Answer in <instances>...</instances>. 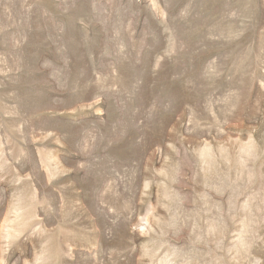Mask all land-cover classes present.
I'll return each instance as SVG.
<instances>
[{
    "label": "rangeland",
    "instance_id": "obj_1",
    "mask_svg": "<svg viewBox=\"0 0 264 264\" xmlns=\"http://www.w3.org/2000/svg\"><path fill=\"white\" fill-rule=\"evenodd\" d=\"M0 264H264V0H0Z\"/></svg>",
    "mask_w": 264,
    "mask_h": 264
}]
</instances>
